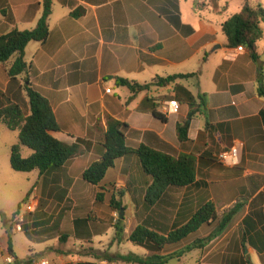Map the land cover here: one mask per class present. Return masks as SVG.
Segmentation results:
<instances>
[{
	"label": "crops",
	"instance_id": "obj_1",
	"mask_svg": "<svg viewBox=\"0 0 264 264\" xmlns=\"http://www.w3.org/2000/svg\"><path fill=\"white\" fill-rule=\"evenodd\" d=\"M51 1L49 36L44 43H29V71L18 79L27 76L51 104L58 125L52 136L79 145L81 153L59 168L17 172L10 154L19 133L0 122V190L10 186L7 199L0 195V252L9 251L11 240L15 258L23 262L140 264L123 257L175 254L166 264H264V24L258 60L246 47L242 52L229 47L223 32L246 0ZM249 2L264 7V0ZM43 11L44 0H0V36L35 28ZM14 60L0 63V92L12 95L18 91V82L8 76ZM188 73L198 75L136 93L117 82L148 84ZM170 99L181 107L167 114L163 104ZM156 106L166 121L153 116ZM192 110L196 114L181 141L178 126ZM110 119L127 125L129 146L193 157L194 182L170 186L149 203L153 178L138 156L129 154L100 183H88L83 173L101 160ZM235 145L241 148L240 164H222L218 155ZM31 153L22 148L24 157ZM31 193L40 204L25 214L22 230H15L19 203ZM207 204L215 206L217 219L178 243L156 251L130 240L138 227L167 236ZM234 209L216 233L220 219Z\"/></svg>",
	"mask_w": 264,
	"mask_h": 264
},
{
	"label": "trees",
	"instance_id": "obj_2",
	"mask_svg": "<svg viewBox=\"0 0 264 264\" xmlns=\"http://www.w3.org/2000/svg\"><path fill=\"white\" fill-rule=\"evenodd\" d=\"M52 13V1L44 0L43 15L35 28L30 30L14 29L0 36V63H6L15 57L8 67V76L11 81L18 82V91L12 93L0 92V122L8 129L18 131L19 142L12 146L10 164L17 172L29 173L35 170L45 172L52 168L63 166L69 159L79 155V145H68L52 136L51 131L57 130L58 125L51 104L39 92L32 88L27 76L29 64L25 58V50L29 43H44L50 32L49 17ZM77 13V15H79ZM262 24H264V7L252 5L246 0L241 11L232 15L224 24L223 32L228 38L229 47H246L254 60H258L257 43L263 38ZM198 73L175 74L167 77H157L148 84H139L124 78H118L120 86L128 87L133 93L149 90L152 86H166L177 80L196 77ZM264 93V92H263ZM190 106H194L195 96H190ZM204 101V95L199 94ZM153 116L161 121H166V116L157 110L152 111ZM196 114L192 110L188 119L178 126L179 139L187 138L190 120ZM127 125L115 119H110L106 132L104 147L105 152L100 161L91 164L83 173V178L91 184L100 183L107 171L114 166L115 162L129 154L138 156L142 169L153 178L149 188V203L158 199L170 186L183 187L194 182L196 176V160L191 156L174 157L146 145L137 147L127 143ZM29 148L32 153L28 157L22 154V148ZM116 210L121 209V203L112 200ZM235 209L225 214L219 223L216 233L224 230L235 214ZM18 213V212H17ZM217 219V213L213 204H207L199 209L181 228L171 232L167 236L159 235L142 227H138L131 235L130 240L149 249L160 251L167 244L178 243L186 239L190 234L197 232L203 225ZM202 244L204 240H199ZM154 243L155 247H151ZM200 246H192L198 248ZM9 252L14 254L12 241L9 242ZM175 257V254L162 256L155 254L146 258L135 255L123 257L126 261L140 264H166ZM16 264H32L30 261L23 262L16 259Z\"/></svg>",
	"mask_w": 264,
	"mask_h": 264
},
{
	"label": "built area",
	"instance_id": "obj_3",
	"mask_svg": "<svg viewBox=\"0 0 264 264\" xmlns=\"http://www.w3.org/2000/svg\"><path fill=\"white\" fill-rule=\"evenodd\" d=\"M237 50L239 52L245 51L244 46H238ZM107 93H111V89L106 90ZM165 112L173 113L180 109L181 103L177 99H170L164 102L163 104ZM241 148L239 145H235L229 149H225L218 155V160L226 165V166H237L241 162ZM119 186V185H118ZM39 205V198L37 194H34L28 199V202L25 203L18 213L15 216L14 221V227L15 230L21 231L23 221L25 219L26 213H32L36 210L37 206ZM119 214L118 212L115 213L116 221L118 220ZM0 260H3L6 264H16V258L13 254H11L9 251L7 252H0ZM32 264H51L48 260L38 261V262H32Z\"/></svg>",
	"mask_w": 264,
	"mask_h": 264
},
{
	"label": "rangeland",
	"instance_id": "obj_4",
	"mask_svg": "<svg viewBox=\"0 0 264 264\" xmlns=\"http://www.w3.org/2000/svg\"><path fill=\"white\" fill-rule=\"evenodd\" d=\"M22 181H23V180H20V182H19V183H20V184H19L20 187L22 186ZM24 185H26V187H27V185H28L27 180L24 181ZM9 187H10V186L7 185V187H6L5 189L3 188V189L0 190V191H1V192H0V195L3 196L5 199H7V198H6L5 195H4V191L7 192V190H8ZM16 187H18V186H16ZM34 194H35V193H31L29 196L24 197V198H23V202H22V200H21V202L19 203V204H20V205H19V208L22 209V208H23L22 206H23L25 203H27V202H28V199H29L31 196H33ZM13 196H14V194H13ZM16 196H17V195H16ZM2 199H3V198H2ZM3 201H4V200H3ZM39 204H40V202H39ZM0 217H1V218H4V213L1 212V211H0ZM25 242H26V240L23 239V241H22V247H23V245H25ZM189 261H191V260H189ZM190 263H191V262H190Z\"/></svg>",
	"mask_w": 264,
	"mask_h": 264
},
{
	"label": "water",
	"instance_id": "obj_5",
	"mask_svg": "<svg viewBox=\"0 0 264 264\" xmlns=\"http://www.w3.org/2000/svg\"><path fill=\"white\" fill-rule=\"evenodd\" d=\"M121 218L124 217V212L122 211L121 214H120Z\"/></svg>",
	"mask_w": 264,
	"mask_h": 264
}]
</instances>
